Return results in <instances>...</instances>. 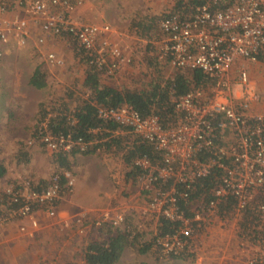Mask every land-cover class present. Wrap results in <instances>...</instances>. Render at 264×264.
Returning <instances> with one entry per match:
<instances>
[{
	"label": "built area",
	"instance_id": "2783aa9c",
	"mask_svg": "<svg viewBox=\"0 0 264 264\" xmlns=\"http://www.w3.org/2000/svg\"><path fill=\"white\" fill-rule=\"evenodd\" d=\"M81 1L0 0V59L5 54L4 47L14 44L11 41L25 43L28 22L33 19L45 34L38 36L39 42L66 32L84 46L92 56L90 64L100 71L112 73L127 63L124 54L105 39L110 32L108 26L79 24L73 19V3ZM167 1L169 15L157 21L164 32L160 59L182 72L200 69L212 75L214 82H208L206 89L172 93L176 111L183 116V122L175 127L165 128L157 115L143 117L128 104L100 105L97 114L103 120L119 124L112 136L135 134L154 143L162 152L161 162H154L147 155L137 157L134 162L142 190L153 193L143 213L149 211L170 221H181L180 234L189 237L198 221L217 215L220 200L232 197V210L238 214L253 201L254 191L264 186V114L250 113L259 94L245 66L246 62H257L264 49V0ZM176 5L181 7L180 11ZM25 14L30 18H25ZM47 58L63 64L53 52ZM234 66L238 67L236 76ZM42 132V139L52 151L71 152L74 148L84 151L103 140L85 142L81 138ZM227 132L232 135L231 141L225 138ZM216 168L223 169V176L204 217L196 214L191 219L182 215L180 203L188 199L192 184ZM66 176L71 185L72 179ZM8 193L15 200L17 196L24 198V204L13 212L22 216L31 215L35 203L61 199L58 184L36 192L26 182L24 190ZM56 208L51 206L46 213L53 216ZM258 212L264 233V200L259 203ZM3 220L7 222L8 216ZM124 220L118 215L117 220L113 217L110 222L121 225ZM33 224L37 226V220ZM181 239L178 234L167 235L159 238L158 244L162 252L169 254L186 246L188 240ZM262 263L264 254L247 262Z\"/></svg>",
	"mask_w": 264,
	"mask_h": 264
},
{
	"label": "rangeland",
	"instance_id": "374dc122",
	"mask_svg": "<svg viewBox=\"0 0 264 264\" xmlns=\"http://www.w3.org/2000/svg\"><path fill=\"white\" fill-rule=\"evenodd\" d=\"M169 6L167 0H82L81 3H73L72 15L79 24L106 25L110 28L105 39L114 44L128 59L118 76L109 72L104 74L106 79L111 80L119 75L139 77L143 70L139 68L143 59L139 49L146 43V39L141 37L140 40L137 36L147 25L146 17L163 18L169 12ZM20 16L24 15L20 13ZM25 18L30 17L25 14ZM26 31L25 43L19 45L16 41H11L14 44L4 47L5 54L0 59V147L2 149L0 157L10 162L6 174L0 177V200L8 190H13L20 184L25 185L27 179L39 181L40 178H49L53 173L64 170L63 172L72 179V184L70 186L67 184L69 191L61 196V199L65 197L63 205L69 204L75 211L70 212L67 208L68 214L63 215L68 219L64 226H60L61 228L53 225V221L57 218L56 211L53 216L48 215L46 211L32 212L29 216L16 213L11 220L8 216L7 222L2 216L0 264H44L45 261L84 264L79 259L71 260L80 250L82 241L92 235L100 224L109 223L113 216L117 220L118 215L125 219L126 225L123 224L125 227L123 225L121 227L130 230L131 237H136L139 243H146L153 234L155 236L160 216L150 214L149 211L143 213L148 209L153 193H144L137 175L130 174L133 169L125 163L122 157L124 151H117L115 146L110 151L99 147L92 160H89L96 162L98 165L96 167L100 168L92 171V175L95 186L93 199H99L101 204L96 205L94 210L86 211L85 207L77 206V203L78 200L83 201L87 195L79 193L84 190L74 185L78 180L83 181L82 177L87 171L77 169L73 171V167L83 166V162L74 157L71 168L66 170L55 160L56 157H53L56 151H52L47 145L43 147L37 140H33L34 127L41 113V104L60 106L67 100L73 108L76 101L70 100L66 95L68 89L73 87V83L77 79H82L80 76L87 65L81 64L72 39L50 35L45 37L44 42H39L38 36L45 34L33 19L29 20ZM149 35L155 39L163 37L157 25L152 27ZM154 41L158 49L161 40ZM49 52L61 58L63 64L59 65L48 60ZM245 66L251 75L254 88L258 94L264 96V61L246 62ZM38 67L47 72V84L43 88L29 84L30 77ZM237 69L238 67L234 66L233 76H236ZM13 111L16 115L11 117ZM225 138L228 141L232 140L230 132L226 133ZM30 140L33 143L28 146ZM21 145H26L25 147L32 154L28 164L18 163L16 157H13L18 146ZM89 162L86 161L87 164ZM262 189L264 192V186ZM74 191H77L78 199L75 195L73 197ZM254 195V197L258 196L256 192ZM71 198H74L76 203H70ZM88 200L91 203L89 197ZM70 213L74 215L71 217ZM240 214L220 221L216 226L212 223L208 225L200 243L197 240L196 247L199 252L192 263L158 251L155 245L146 253H139L131 247L126 248L118 264H247L262 253H259L260 247H249L252 250H247L249 249L247 247L242 250L231 249V245L237 242ZM101 215L104 216L100 217ZM35 220L37 226L33 224ZM43 225L45 227H42ZM137 231L142 236L137 235ZM25 237L30 240L26 258Z\"/></svg>",
	"mask_w": 264,
	"mask_h": 264
},
{
	"label": "trees",
	"instance_id": "16d2710c",
	"mask_svg": "<svg viewBox=\"0 0 264 264\" xmlns=\"http://www.w3.org/2000/svg\"><path fill=\"white\" fill-rule=\"evenodd\" d=\"M176 8L180 11L181 7L176 5ZM168 15L169 13L165 17ZM158 19L160 18L146 17L147 25L137 36L140 40H142L141 37L146 39V43L139 49L140 54L142 53L143 56L139 66L143 70L142 73L140 72L139 77L128 75L122 77L119 75V77H111L113 78L111 80L106 79V75L104 74L107 71H100L94 64H90L92 56L84 46L79 44L68 33L62 32L61 36L68 37L74 41L76 53L80 56L81 64L89 65L92 68L89 70L85 67L86 69H83L80 76L82 79H77L73 83V87L68 89L66 96L70 100L76 101V105L73 108L67 100L60 106L41 104V113L34 127L33 136L35 139L33 138V140H37L43 147L46 146V142L42 139V130L45 133L50 131L55 136L63 134L71 136L74 139L81 138L85 142L103 139L101 142L89 145L84 151L74 148L71 152L56 151L53 153V157H56L55 160L62 167L64 166L66 170L71 168L72 158L77 154H96L99 147H104V149L106 148L110 151L115 146L117 151H124L122 157L128 167L130 166L133 169L130 171V174L133 175H136L134 162L137 157L147 155L154 162H161L162 152L156 149L154 143L145 141L135 134H117L112 136L111 132L118 129L120 127L119 124L114 121L101 119L97 114V107L100 105L118 107L122 104H128L143 117L157 115L163 127L171 128L183 122V116L176 111L172 93L174 95L184 94L199 87L206 89L208 82H211V84L214 82L212 75L200 69L182 72L175 68L171 69L167 61L160 59L161 44L156 49L154 40H162L164 32L161 31L158 25ZM155 25L162 32L163 37L155 39L151 37L152 35H149V31L151 32L152 27ZM263 61L264 49L261 50L257 62L262 63ZM126 64V62L121 64L118 69L112 72V75L118 76L120 69ZM46 75L47 72L45 70L39 67L36 68L29 79V84L37 88L45 87L47 84ZM10 115L13 117L16 115V112L13 111ZM44 125H47V127L45 128ZM93 129H99V131L93 132ZM30 142L28 146L33 143L32 140ZM25 146H18L19 148L15 156H13L16 157L18 163L28 164L31 160L32 154ZM1 151L0 147V153ZM9 166L10 162L6 158L0 157V177L6 174ZM63 171L55 172L49 178H40L39 181L27 179L26 182H28L29 188L36 192H41L58 184L59 193L63 196L69 191V187L67 186L68 177L64 173L65 171ZM222 176L223 169L216 168L210 175L198 178L189 190L188 199L180 203L182 215L188 216L191 219L196 214L204 217L209 202L215 197L214 191L220 185ZM24 189L25 185L20 184L13 191ZM262 190V188L255 190L254 194L256 192L258 196L254 197L247 208L240 212L237 225V242L235 241L236 243L231 245L232 250H242L246 247H260L259 253L264 254V233L258 212L259 203L264 200V192ZM24 202L23 197L17 196V200H15L11 193H4L3 199L0 200V218L7 215L10 216V220L13 219L12 217H15L13 212L19 209ZM59 202L60 200L35 203L32 205L31 211L45 213L47 208L58 206ZM233 203L234 199L232 197L220 200L217 215L201 219L197 223L195 221L194 224L196 223L197 225L194 227L196 229L189 237L180 234L181 221H170L162 216L159 217L155 236L153 234L146 243H139L136 237H131L130 230L123 228L126 225L125 223H123L125 225L121 224L123 227L121 225H114L111 222L102 223L95 229L92 235H89L82 241L80 250L75 255L77 257L74 256L71 260L79 259L84 264H118L126 248L131 247L139 253H146L156 245L157 250L162 251L161 245L158 244V239L167 235L173 236L174 234H178L184 241L188 240L187 246L177 252L172 251L169 254L173 258L192 263L197 258L199 252L196 247L197 240L200 243V239L203 234L205 235L208 225L212 223L216 226L220 221L231 219L235 216L232 210ZM136 234L142 236L138 231ZM247 250L252 249L249 248ZM45 262L44 264H63L61 261L57 263ZM68 264L74 263L68 262Z\"/></svg>",
	"mask_w": 264,
	"mask_h": 264
},
{
	"label": "crops",
	"instance_id": "0c3cea01",
	"mask_svg": "<svg viewBox=\"0 0 264 264\" xmlns=\"http://www.w3.org/2000/svg\"><path fill=\"white\" fill-rule=\"evenodd\" d=\"M251 112L253 114H258V113H262L264 114V96L263 94H259V100L258 101H255V103H253L252 105V108H251ZM94 157V154H77L75 156V159H77L78 161H82L83 162V166H75L73 167V171L74 170H81V171H87V173L85 174L83 178V181L81 180H78V182L76 181L75 185L76 188L78 187V189H82L84 191L82 192H79V193H85L87 196L85 197V199L82 201V200H78V203H77V206L80 205V207H85L84 209L86 211L88 210H94L96 207V205H100L101 203L99 202L100 200L99 199H93V194H94V188L95 186L93 185L94 183V176L92 175V171H97L98 169L100 168H97L96 166L97 163L96 162H89V160L91 158ZM98 159V158H97ZM92 160V159H91ZM89 162L88 164L86 163ZM83 168H85V170H83ZM81 175V174H80ZM75 192V191H74ZM72 192V195L78 199V193L77 191L75 192ZM88 197L91 199V203L90 201L88 200ZM65 198V197H64ZM64 198H62L59 202V205L57 206L58 208L56 209V212H57V218L55 221H53V225L54 226H58L59 228H61L60 226H64V223L67 222L66 219H68L65 215L63 214H68V211L70 210V212H74L75 210H73L71 208V206L68 204V206H66L65 204L63 205L64 203ZM85 201V202H84ZM70 203H76V200L74 198H71L69 200ZM83 202V203H82ZM79 207V208H80ZM67 208L69 210H67ZM78 210V208H77ZM74 214H71L70 213V216L72 217ZM104 215H101L100 217H103ZM114 217V216H113ZM99 218V217H98ZM41 223V222H40ZM42 227H45V225H43ZM55 228V227H53ZM11 229V228H10ZM29 242L30 240L28 238L25 237V258L27 257L28 255V246H29Z\"/></svg>",
	"mask_w": 264,
	"mask_h": 264
}]
</instances>
